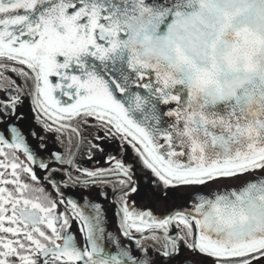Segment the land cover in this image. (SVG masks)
Returning <instances> with one entry per match:
<instances>
[{
  "label": "snow or ice",
  "instance_id": "obj_1",
  "mask_svg": "<svg viewBox=\"0 0 264 264\" xmlns=\"http://www.w3.org/2000/svg\"><path fill=\"white\" fill-rule=\"evenodd\" d=\"M0 93V264H264V0H0Z\"/></svg>",
  "mask_w": 264,
  "mask_h": 264
},
{
  "label": "flooded vegetation",
  "instance_id": "obj_2",
  "mask_svg": "<svg viewBox=\"0 0 264 264\" xmlns=\"http://www.w3.org/2000/svg\"><path fill=\"white\" fill-rule=\"evenodd\" d=\"M3 96V93H0V97ZM31 99L25 98L23 99V104L21 105V110L26 114L27 119L23 122V130H35L39 132L41 136L45 137V141L47 143V148L51 152H63L64 146L57 143L55 140L54 135L48 134L43 132L40 127L36 124L34 120V114L31 112ZM91 137H89L90 139ZM37 141L35 139L32 140V144L35 145ZM101 147L104 149L103 152L100 151H94L92 153V158L88 159V153L86 148L82 147L81 153L78 155L77 162L84 168L88 169H94L96 167H109V163L106 161L107 155H113L119 157L120 155V148L114 141H103L101 142ZM43 158H47V153L43 154ZM21 159H24L23 156H21ZM127 162L133 163L134 158L129 150V153L126 157ZM53 167H61L59 163H54L52 165ZM136 173H137V179L139 181L140 185V192L138 194H133L131 196V200H134L136 202L137 207L144 208V207H151L153 208L154 212L156 214H160L162 212H166L168 209L172 207V202L165 204L163 200L157 199L155 196L152 195L153 189L148 187L147 185V177L148 173L142 169V167L137 163L136 165ZM42 174V173H41ZM57 179H66L61 173H56ZM62 191L64 192L65 196L69 198L74 199H80V197L87 196L90 199L102 203L104 205L105 210L108 214V220L109 223L106 225L107 230L110 232H117L118 231V217L114 215L116 208L111 202L113 200L111 189L110 188H89L87 191H85L80 186H69L68 188H62ZM107 192L108 193V199H104L102 196L99 195V193ZM156 192L161 191V189L156 188ZM178 191H185L183 189H180ZM53 196H55V193H53ZM175 203L177 205H180L184 203V201L177 198L175 200ZM73 230L75 231V225L73 227ZM78 241L82 242V237L77 234ZM185 257L189 258V264H211L210 261H203L199 256H194L193 254L189 253L187 250H184V255L181 256L180 261H177V264H182V261Z\"/></svg>",
  "mask_w": 264,
  "mask_h": 264
}]
</instances>
